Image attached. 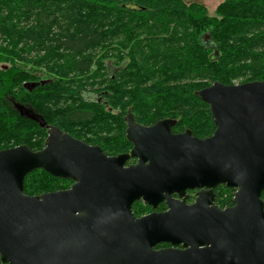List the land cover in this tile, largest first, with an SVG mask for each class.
I'll use <instances>...</instances> for the list:
<instances>
[{"label":"water","instance_id":"95a60500","mask_svg":"<svg viewBox=\"0 0 264 264\" xmlns=\"http://www.w3.org/2000/svg\"><path fill=\"white\" fill-rule=\"evenodd\" d=\"M194 94L215 125L205 139L172 133L170 119L139 125L128 111L127 153L106 156L55 127L41 150H0V263L264 264V81L216 82ZM36 170L72 185L27 196L24 178ZM220 185L235 190L232 207L215 206ZM137 201L167 209L135 218Z\"/></svg>","mask_w":264,"mask_h":264},{"label":"trees","instance_id":"16d2710c","mask_svg":"<svg viewBox=\"0 0 264 264\" xmlns=\"http://www.w3.org/2000/svg\"><path fill=\"white\" fill-rule=\"evenodd\" d=\"M255 81H264V0H222L213 16L183 0H0V150H41L55 127L106 156L127 153L128 111L139 125L170 119L172 133L205 139L215 125L194 93ZM70 185L42 170L23 182L27 196ZM234 192L216 187L215 206L232 207ZM131 211L152 209L137 201Z\"/></svg>","mask_w":264,"mask_h":264},{"label":"rangeland","instance_id":"374dc122","mask_svg":"<svg viewBox=\"0 0 264 264\" xmlns=\"http://www.w3.org/2000/svg\"><path fill=\"white\" fill-rule=\"evenodd\" d=\"M183 1L187 4L197 3L199 5H202L206 9L208 15L213 16L215 9L221 3L222 0H183Z\"/></svg>","mask_w":264,"mask_h":264},{"label":"flooded vegetation","instance_id":"af4514ba","mask_svg":"<svg viewBox=\"0 0 264 264\" xmlns=\"http://www.w3.org/2000/svg\"><path fill=\"white\" fill-rule=\"evenodd\" d=\"M98 101H99V99H98ZM16 106H17V105L12 104V107H13V109H14L15 111H17ZM17 112H18V111H17ZM134 162H135V161L130 162L129 164H126V166H128V165H130V164H134ZM71 185H72V182H71ZM71 185H70V186H71ZM70 186H69V188H70ZM69 188H67V189H69ZM67 189H64V190H67ZM192 191H193V194H192V195L194 196V199H193V201H192L191 203L194 202V200H195V195H196V193H197V190H192ZM186 197H187V196H186ZM173 198H176V196L173 195ZM191 203H190V204H191ZM161 204H164V203H161ZM161 204H159V205H161ZM159 205H158V206H159ZM158 206H157V207H158ZM164 206H165V204H164ZM166 209H167L166 206H165V209H164L163 211H158L157 208H156V210H152L151 212H149V213H147V214H145V215H148V214H150V213H152V212L161 213V212L166 211ZM145 215H142V216H145ZM142 216H140V217H142ZM135 218H136V217H135ZM138 218H139V217H138ZM163 248H166V247H163Z\"/></svg>","mask_w":264,"mask_h":264}]
</instances>
